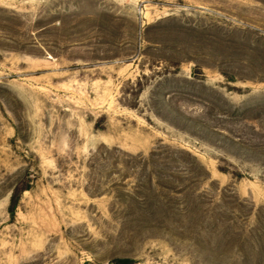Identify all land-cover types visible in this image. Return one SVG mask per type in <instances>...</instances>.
<instances>
[{
    "label": "rangeland",
    "instance_id": "obj_1",
    "mask_svg": "<svg viewBox=\"0 0 264 264\" xmlns=\"http://www.w3.org/2000/svg\"><path fill=\"white\" fill-rule=\"evenodd\" d=\"M103 147L189 152L210 174L204 211L250 243H218L211 227L122 230L128 210L89 166ZM254 236L264 0H0V264H255Z\"/></svg>",
    "mask_w": 264,
    "mask_h": 264
},
{
    "label": "trees",
    "instance_id": "obj_2",
    "mask_svg": "<svg viewBox=\"0 0 264 264\" xmlns=\"http://www.w3.org/2000/svg\"><path fill=\"white\" fill-rule=\"evenodd\" d=\"M89 166L90 169L102 170L101 180H97L98 184L95 185L102 187L109 183L114 194V203L128 210L122 214V230L168 231L192 227L204 230L211 227L217 233L219 230L223 231L221 235L218 234V243H222L226 236L234 232V237L242 241V244L249 242L247 235L236 233L223 219L204 211V195L200 193L199 187L202 180L209 178L210 174L189 152L155 150L144 156L126 153L118 148L103 147L92 153ZM140 171L145 174L138 177L131 174L136 175ZM130 177L135 182L129 181ZM27 189L29 182L14 188L9 206L12 215L22 192ZM106 192L109 191L88 190V193L94 194ZM114 213L112 211L113 215ZM252 239L251 248H258L262 255L255 264H264V239L258 236ZM251 255L243 254L242 261L247 263L249 259H253ZM113 264H132V259L118 257Z\"/></svg>",
    "mask_w": 264,
    "mask_h": 264
}]
</instances>
